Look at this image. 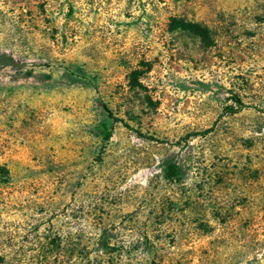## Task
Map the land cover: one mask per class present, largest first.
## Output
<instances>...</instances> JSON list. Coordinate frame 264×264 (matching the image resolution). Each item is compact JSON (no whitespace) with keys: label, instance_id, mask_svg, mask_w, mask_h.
<instances>
[{"label":"rangeland","instance_id":"1","mask_svg":"<svg viewBox=\"0 0 264 264\" xmlns=\"http://www.w3.org/2000/svg\"><path fill=\"white\" fill-rule=\"evenodd\" d=\"M0 264H264V0H0Z\"/></svg>","mask_w":264,"mask_h":264},{"label":"trees","instance_id":"2","mask_svg":"<svg viewBox=\"0 0 264 264\" xmlns=\"http://www.w3.org/2000/svg\"><path fill=\"white\" fill-rule=\"evenodd\" d=\"M194 26H198L197 24H194ZM239 107H241V104H239L236 108H233L232 106L229 107L230 112H235L237 109H239ZM105 113L107 114V117L112 118V120H114V118L111 115V112L108 110V108L106 106H103ZM207 131V130H206ZM110 135V128L104 126V131H103V135H102V139L106 140ZM169 174H174L175 173V169L172 165H168L166 168Z\"/></svg>","mask_w":264,"mask_h":264}]
</instances>
